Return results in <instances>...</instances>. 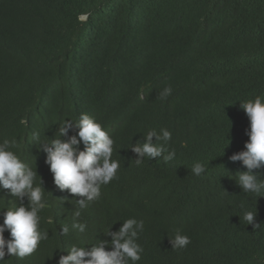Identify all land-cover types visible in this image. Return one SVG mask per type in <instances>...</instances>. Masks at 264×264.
<instances>
[{
	"label": "trees",
	"instance_id": "obj_1",
	"mask_svg": "<svg viewBox=\"0 0 264 264\" xmlns=\"http://www.w3.org/2000/svg\"><path fill=\"white\" fill-rule=\"evenodd\" d=\"M261 94L264 0H0V142L17 140L50 205L40 213L48 239L0 264H58L73 244L110 242L106 230L132 217L144 220L138 264H264V197L239 186L234 175L247 169L230 160L249 139L241 103ZM82 113L114 139L120 162L94 202L54 183L44 151L75 135H60L61 124ZM162 128L172 133L165 152L137 166L132 146ZM254 172L264 179V166ZM21 204L27 197L0 186V206ZM256 208L259 229L243 219ZM178 231L191 243L173 250Z\"/></svg>",
	"mask_w": 264,
	"mask_h": 264
},
{
	"label": "clouds",
	"instance_id": "obj_2",
	"mask_svg": "<svg viewBox=\"0 0 264 264\" xmlns=\"http://www.w3.org/2000/svg\"><path fill=\"white\" fill-rule=\"evenodd\" d=\"M171 92V86L165 87L160 93V98L166 99ZM241 107L249 119V139L245 143V150L233 154L230 160L242 161L247 169L234 175L239 186L245 192L260 198L264 197V179H258L254 170L264 166V94L241 103ZM73 126L77 129L75 135L70 136L67 141L51 140L45 147L46 163L53 173L54 183L61 190L67 189L73 195L86 197L89 202L98 201L102 186L117 178L120 168V162L112 158L115 142L103 126L87 113H82L78 120L63 121L60 135H67ZM153 136L157 138L155 144L152 142ZM146 139L147 142L143 145L137 143L132 146V150L144 158L135 160L137 166L142 165L145 158L161 156L165 152V145L172 139V133L166 128L159 132L153 129L146 133ZM16 141L12 138L0 142V186L8 189L11 196L21 201L27 197L28 204L17 207L0 206V213L3 215V223H0V261H4L6 255L20 259L30 256L42 241L48 239L47 230L40 227V213L50 205L45 198L40 178L39 183L37 182L36 170L14 150L17 148ZM81 144L83 149L80 148ZM175 157L176 152L171 149L163 156V160L167 163ZM191 172L201 176L206 172V167L197 162L192 166ZM78 204L81 209L85 207L84 200L78 201ZM75 215L80 216L81 212L78 210ZM256 215L257 208L255 212L245 211L243 219L247 224L259 229L261 225L254 223ZM73 227L77 225L73 224ZM78 227L81 232L85 229L83 223ZM143 230L144 220L128 218L117 232L106 230V234L112 236L110 242L101 241L94 244L90 250L73 244L69 254L62 255L58 264H138L144 253V247L138 243ZM6 231L9 238H5ZM69 231V227L64 225V234L67 235ZM171 243L173 250H179L186 248L191 240L189 236L178 231L174 238H171Z\"/></svg>",
	"mask_w": 264,
	"mask_h": 264
},
{
	"label": "water",
	"instance_id": "obj_3",
	"mask_svg": "<svg viewBox=\"0 0 264 264\" xmlns=\"http://www.w3.org/2000/svg\"><path fill=\"white\" fill-rule=\"evenodd\" d=\"M83 19L85 18V16L82 17Z\"/></svg>",
	"mask_w": 264,
	"mask_h": 264
}]
</instances>
